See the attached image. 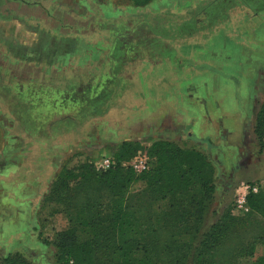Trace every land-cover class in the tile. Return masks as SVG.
I'll return each mask as SVG.
<instances>
[{
  "label": "rangeland",
  "instance_id": "374dc122",
  "mask_svg": "<svg viewBox=\"0 0 264 264\" xmlns=\"http://www.w3.org/2000/svg\"><path fill=\"white\" fill-rule=\"evenodd\" d=\"M214 1L64 0L68 8L81 3L85 10L55 9L53 17L42 5L20 10L5 0L6 16L33 20L0 22V264L10 255L21 264H56L47 238L52 242L70 223L46 200L52 176L77 161L101 171L104 158L119 154L133 153L124 162L131 166L139 156L150 158L160 140L194 149L213 166L215 190L201 231L225 217L233 225L206 264H251L264 257V208L248 205L244 212L235 201L242 184H257L250 194H264V122L258 127L264 5L240 3L193 33H179L182 22L203 21L200 8ZM121 28L129 35L120 38L124 49L117 55L121 42L113 36ZM141 187L136 184L133 193ZM191 189L204 195L199 185ZM183 202L173 208L181 211ZM156 208L170 209L169 202Z\"/></svg>",
  "mask_w": 264,
  "mask_h": 264
},
{
  "label": "trees",
  "instance_id": "16d2710c",
  "mask_svg": "<svg viewBox=\"0 0 264 264\" xmlns=\"http://www.w3.org/2000/svg\"><path fill=\"white\" fill-rule=\"evenodd\" d=\"M134 1L146 5L151 0ZM240 3H259L257 5L261 6L264 0H215L209 6L199 7L205 11L203 21L196 18L184 21L179 25V33H193L198 26L224 14L220 11H228ZM252 9L256 13L262 12L256 5ZM121 29L114 34L115 40L129 35L124 30L126 27ZM123 41L114 47L117 55L123 52ZM162 46H156V51L159 52ZM105 87L108 90L107 84ZM75 101L74 105L78 103ZM261 112L258 127L264 122V105ZM257 133L261 134V131L257 129ZM127 145L124 144V148ZM148 154L150 167L140 174L124 163L133 153L116 155L114 164L106 170L97 171L89 161H77L61 170L46 199L48 205L59 206L70 223L67 229L55 233L52 242L47 238V245L52 243L56 249V264L209 262L210 251L219 248L222 236L233 225L225 217L209 231H201L206 207L215 190L213 166L202 153L179 148L167 140L155 142ZM73 182L75 185H70ZM138 183L142 187L133 193V187ZM196 185L203 188V196L197 197L190 191ZM176 200L184 201L181 211L173 208L177 206ZM163 201L169 202L170 209L156 208ZM247 201L251 210L263 211L264 194H249ZM82 232L88 235L87 238ZM201 232L200 239H203L198 244L196 241ZM182 235H188L189 240H181ZM21 262L18 256L10 255L1 264ZM251 264H264V257Z\"/></svg>",
  "mask_w": 264,
  "mask_h": 264
},
{
  "label": "crops",
  "instance_id": "0c3cea01",
  "mask_svg": "<svg viewBox=\"0 0 264 264\" xmlns=\"http://www.w3.org/2000/svg\"><path fill=\"white\" fill-rule=\"evenodd\" d=\"M8 1H12L13 3H15L16 5V8L17 9H20L22 7H27L28 5H32L33 7H40V5H42L43 8H45L47 11H48V16H53L55 17L56 15H54V10L55 9H59L65 13L63 14H67V12L69 13V11L71 12V9H79L80 12H81V8H83L85 10V7H83V4L80 3V6L77 5V3L75 5L77 6H70L68 8V5L66 3H64V0L61 2V1H54V0H8ZM30 1V2H29ZM5 0H0V22L1 21H4V19H7V20H11V19H17V22L21 23L22 22H25L26 24H29L32 19V17H28L27 15H24V14H21V13H18L17 15H13V16H6L5 13L3 12V4H4ZM69 9V11H68ZM47 13V12H46ZM57 20V22L63 24V19L60 18V17H56L55 18ZM77 20V18H76ZM78 21V20H77ZM77 29V28H76ZM75 29V30H76ZM79 30V29H77ZM76 53H77V50H75ZM69 53H66L65 56H68ZM63 55V54H62ZM164 121V120H163ZM165 129H161V132L163 135H166V136H169V135H172L173 132H171V130H166ZM167 138V137H166ZM161 139H164V138H161ZM89 153V152H87ZM1 157H2V152H0V161H1ZM20 166L18 165V168ZM0 168H2V166L0 165ZM60 173V172H59ZM59 173H57L55 176H52L51 177V180L52 181H55L59 175ZM67 216V215H66Z\"/></svg>",
  "mask_w": 264,
  "mask_h": 264
},
{
  "label": "built area",
  "instance_id": "2783aa9c",
  "mask_svg": "<svg viewBox=\"0 0 264 264\" xmlns=\"http://www.w3.org/2000/svg\"><path fill=\"white\" fill-rule=\"evenodd\" d=\"M114 164V160L112 158H104L100 165L98 166L99 169L106 170L109 169ZM132 168L137 173H142L149 169L150 167V158L147 156H139L135 158L131 164ZM258 191L257 184H242L237 190H236V206L238 209L248 212L249 206H248V195L250 193H256Z\"/></svg>",
  "mask_w": 264,
  "mask_h": 264
}]
</instances>
